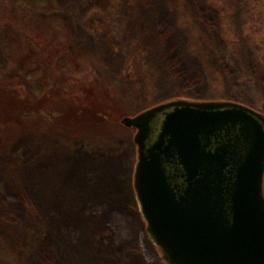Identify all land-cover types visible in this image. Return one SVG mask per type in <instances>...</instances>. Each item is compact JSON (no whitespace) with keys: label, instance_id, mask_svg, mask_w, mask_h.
Returning a JSON list of instances; mask_svg holds the SVG:
<instances>
[{"label":"rangeland","instance_id":"374dc122","mask_svg":"<svg viewBox=\"0 0 264 264\" xmlns=\"http://www.w3.org/2000/svg\"><path fill=\"white\" fill-rule=\"evenodd\" d=\"M245 11L246 0H0V79L13 75L11 24H61L45 48L74 57L49 63L31 46L17 93L0 89V264H163L135 201V129L121 120L176 99L264 114ZM76 64L92 95H55Z\"/></svg>","mask_w":264,"mask_h":264},{"label":"water","instance_id":"95a60500","mask_svg":"<svg viewBox=\"0 0 264 264\" xmlns=\"http://www.w3.org/2000/svg\"><path fill=\"white\" fill-rule=\"evenodd\" d=\"M121 123L135 129V201L163 264H264V114L176 99ZM220 136L242 153L212 151Z\"/></svg>","mask_w":264,"mask_h":264},{"label":"trees","instance_id":"16d2710c","mask_svg":"<svg viewBox=\"0 0 264 264\" xmlns=\"http://www.w3.org/2000/svg\"><path fill=\"white\" fill-rule=\"evenodd\" d=\"M229 20L230 15L228 13L222 16L221 18V23L223 24L224 28V38H228V36L230 37V34L227 33V29H229L230 27ZM46 22L50 23V21H37L36 24H11V30L14 32L13 34H15L14 40L16 41L12 46L13 49L11 52V66L13 69V75L10 78L0 79L1 90H12L17 93L15 88L12 89L15 85V83H13V80L17 78L14 72H18L19 70L24 68L23 62L26 59V53H28L29 49L32 48L31 46H36L37 48L41 49L42 56L45 57V60L49 63L52 62L54 59L52 55H57L61 51H63L61 56L66 57L73 62V51H71L70 47L69 49H60L59 47H56L54 50H52V52L50 49L47 50L45 48L46 42L49 37L50 39H52V35L55 34V32L58 33L59 28L61 26V24H46ZM241 24L244 35L256 48L257 59L260 62L264 63V0H246V11L241 19ZM62 78V86L60 87V91H58V93L56 92L55 95H65L68 97L71 94L73 95L74 91L72 90L74 89H77L76 92L85 95L86 98H89L92 95V92L90 90L81 87L84 86L91 79L89 74L87 73V70L80 68L78 64H76V69L73 72H71L70 74H66ZM18 95L15 94V101L17 100V102L19 103H24L29 100L28 97H24L21 94V91L18 93ZM3 125H5V121H3L0 116V127H3Z\"/></svg>","mask_w":264,"mask_h":264},{"label":"flooded vegetation","instance_id":"af4514ba","mask_svg":"<svg viewBox=\"0 0 264 264\" xmlns=\"http://www.w3.org/2000/svg\"><path fill=\"white\" fill-rule=\"evenodd\" d=\"M156 129H154V131H155ZM156 132V131H155ZM157 133V132H156ZM221 138H218V139H213L212 141H211V145H210V149L212 150V151H214V148L215 147H217L218 145H222L223 143H228L229 141H231V142H237V138H235V137H232V136H228V137H226V136H220ZM223 137V138H222ZM241 144L240 142H237L236 143V145H237V150H236V152H235V154L234 153H232V158L233 159H235L236 157V155L238 154V156L242 153L241 152V150H242V148H241V146H238L239 144ZM135 148H136V154H137V146L135 145ZM229 170V168L226 170V171H228ZM179 171V170H178ZM179 173V172H178Z\"/></svg>","mask_w":264,"mask_h":264}]
</instances>
